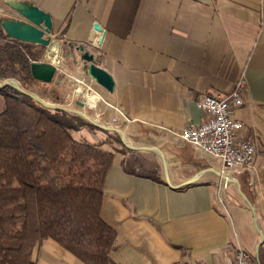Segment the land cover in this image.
I'll return each mask as SVG.
<instances>
[{
    "label": "crops",
    "instance_id": "crops-1",
    "mask_svg": "<svg viewBox=\"0 0 264 264\" xmlns=\"http://www.w3.org/2000/svg\"><path fill=\"white\" fill-rule=\"evenodd\" d=\"M23 1L53 18V34L68 75L58 73L62 78L53 83L66 104L80 109L75 79H84L107 103L99 102L97 111L82 108L86 114L90 112L99 126L122 130L131 146L156 147L164 155L171 186L159 155L130 150L117 133L95 125V139L105 141L116 134V146L121 144L135 158L156 155L163 172L158 176L161 182L128 174L125 156L115 154L101 209L102 219L117 233L113 261L225 264L235 260L239 248L250 246L256 255L259 230L264 234V0H0V20L18 17L10 4ZM90 18L97 29L84 41ZM82 43L112 75V93L68 57L70 46ZM243 75L247 80L244 106L235 117L243 121L241 135L255 143L257 156L251 170L223 173L220 162L185 143L179 134L188 125L204 121L198 107L204 97L228 94ZM3 108L0 95V113ZM117 116L119 121L112 123ZM200 172L197 182L186 184ZM222 175L229 179L221 191L235 185L239 192L233 182L238 181L257 222L247 204L230 203L228 198L218 204ZM249 214L255 232L245 225ZM32 260L34 264H84L50 238L34 249Z\"/></svg>",
    "mask_w": 264,
    "mask_h": 264
},
{
    "label": "trees",
    "instance_id": "trees-1",
    "mask_svg": "<svg viewBox=\"0 0 264 264\" xmlns=\"http://www.w3.org/2000/svg\"><path fill=\"white\" fill-rule=\"evenodd\" d=\"M45 53L41 45L8 37L0 26V81L14 79L46 102L66 104L53 82L32 76V63ZM0 95V264H34V249L49 238L84 264H116L117 233L101 217L115 153L72 136L73 130L94 126L81 116L45 108L9 86ZM135 162L138 168L123 161L128 174L161 182L156 171L141 172L142 162ZM259 263L264 264L262 247Z\"/></svg>",
    "mask_w": 264,
    "mask_h": 264
},
{
    "label": "built area",
    "instance_id": "built-area-1",
    "mask_svg": "<svg viewBox=\"0 0 264 264\" xmlns=\"http://www.w3.org/2000/svg\"><path fill=\"white\" fill-rule=\"evenodd\" d=\"M52 40L56 36L52 33ZM52 52L45 54V60L55 66L57 73L68 76L64 70V58L59 54V47L52 46ZM77 87L74 89L76 96L80 95V101L84 107L95 111L98 110V103L103 101L107 104L91 83L84 79H75ZM247 90L245 76L234 85V88L224 96H206L199 103L198 107L204 112L205 119L200 124H190L179 134V137L196 150L220 159L223 173H241L249 171L254 166L257 156L255 143L241 135L244 129L243 121L235 117V113L244 106V94ZM120 116L126 117L116 108ZM119 117H113L112 123H117ZM227 187L228 182L222 180L219 186ZM225 264H260L257 256L245 249L239 248L235 260Z\"/></svg>",
    "mask_w": 264,
    "mask_h": 264
},
{
    "label": "water",
    "instance_id": "water-1",
    "mask_svg": "<svg viewBox=\"0 0 264 264\" xmlns=\"http://www.w3.org/2000/svg\"><path fill=\"white\" fill-rule=\"evenodd\" d=\"M10 7L12 8V10H14V12L18 15V17H3L0 20V26L2 27V29L4 30V32L8 37L22 43L41 45L47 49H50L53 45L59 47V42L57 40H52L51 38V35L53 33L54 21L49 13L43 11L38 6L27 1L15 2L13 4H10ZM94 29H97V27L95 26L94 18H90L86 26L85 35L83 38L84 41L88 39L91 31ZM70 47L72 52L71 54L68 55V57L73 59V64L75 66L81 64V69L86 75L90 76V78L94 80L96 84H98L100 87L112 93L115 88V81L111 74H109L105 69H103L98 65L94 53L87 50L86 45L84 43L79 44L77 46L71 45ZM31 73L36 80L41 81L43 83L55 82L56 84H58L61 80V76L57 73L55 66H53L48 62L32 63ZM7 86L12 87L17 91L21 92L22 94L31 97L45 108H48L50 110H62L65 112L79 115L88 122L102 129L110 130L112 132L117 133L121 139L122 144L130 150H139V151L156 153L157 155L160 156L162 160L164 167V174L167 181L166 183L171 186L168 179V171H167L166 162L164 160V155L158 148L151 146H142L135 148L131 146L127 142L126 136L122 130L109 129L103 126H99L91 116H89L82 110V108H84V103L82 101L78 102V106L80 109H73L70 107L46 102L38 95L24 90L20 86L19 82L14 79L0 82V88H4ZM202 174L203 172H200L194 178L188 181L186 184H193L197 182ZM222 178L225 181L229 179V177L225 175H222ZM233 182L234 184H237L239 186V194L246 202V204L251 208L254 217L256 219V213L254 212V208L250 203V201L248 200V198L241 191V187L238 181L234 180ZM173 188H178V187L173 186ZM259 232H260L261 240L257 246V252H256L258 261H259V248L262 247V245L264 244V234L260 230Z\"/></svg>",
    "mask_w": 264,
    "mask_h": 264
},
{
    "label": "rangeland",
    "instance_id": "rangeland-1",
    "mask_svg": "<svg viewBox=\"0 0 264 264\" xmlns=\"http://www.w3.org/2000/svg\"><path fill=\"white\" fill-rule=\"evenodd\" d=\"M75 100L80 101V95L75 97ZM47 102H49V101H47ZM49 103H52V102H49ZM52 104H54V103H52ZM57 105L70 107V106H68V104H57ZM87 114L91 115L90 112H87ZM96 129L97 128L95 127V125L92 127L83 126V127L79 128L78 130H73L71 133H72V136L80 142L87 143V144L92 145V146H97L99 148L102 147L101 149L111 151L115 154H119V153L121 154L122 153L125 156L124 160H128V161L130 160L131 161L132 164H129V166L131 168H134V167L138 168V167H136V165L138 163L135 166L133 165V163L137 159V160L141 161L142 165H143V167H141V169H139V171L150 174V175L156 171L157 176H159V177L163 176L162 166H161V163L159 161V158L156 155H154L152 153H145L142 155L140 154V155H138V157L135 158L134 155H132V154L130 155V153L127 152V149L124 148V146H122L121 144H117V146H116V144L114 143V140H115L114 135H111V134L108 135V138L105 141L100 140V139H95L94 138L95 133H97ZM93 132H94V134H93ZM111 137H112V139H111ZM213 158H215V157H213ZM215 159L218 162V163L216 162V164H219V162L221 164L220 159H218V158H215ZM221 168H222V165H221ZM228 188L223 189L222 191L219 192L218 204H220V206H222L223 205V199L228 198L230 203H236L237 202L240 205H242L244 203L243 205L245 206L246 202L243 200V198L240 196L239 192L237 191V186L231 185L230 190ZM229 196L232 198L230 199ZM223 210H225V209H223ZM250 211L253 214V211L252 210H250ZM253 216H254V214H253ZM254 219H255V217H254ZM255 221L257 222V216H256ZM245 225L251 231L255 232L256 226H255L254 220L250 214L246 217ZM247 250H248V252H250L252 254L254 253V251L252 250V246L248 247Z\"/></svg>",
    "mask_w": 264,
    "mask_h": 264
}]
</instances>
